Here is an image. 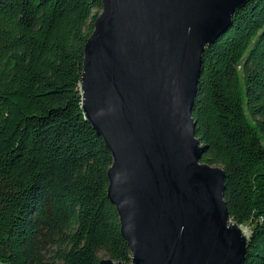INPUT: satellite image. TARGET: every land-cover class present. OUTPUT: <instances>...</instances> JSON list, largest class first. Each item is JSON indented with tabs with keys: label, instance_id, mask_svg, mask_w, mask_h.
<instances>
[{
	"label": "trees",
	"instance_id": "1",
	"mask_svg": "<svg viewBox=\"0 0 264 264\" xmlns=\"http://www.w3.org/2000/svg\"><path fill=\"white\" fill-rule=\"evenodd\" d=\"M100 8L0 0V264L130 260L106 196L110 152L77 86ZM191 116L200 160L221 166L228 214L250 231L243 264H264V0L204 46Z\"/></svg>",
	"mask_w": 264,
	"mask_h": 264
},
{
	"label": "water",
	"instance_id": "2",
	"mask_svg": "<svg viewBox=\"0 0 264 264\" xmlns=\"http://www.w3.org/2000/svg\"><path fill=\"white\" fill-rule=\"evenodd\" d=\"M247 1L100 0L77 86L130 260L96 264H243L250 231L228 214L221 166L200 160L191 107L204 46Z\"/></svg>",
	"mask_w": 264,
	"mask_h": 264
},
{
	"label": "rangeland",
	"instance_id": "3",
	"mask_svg": "<svg viewBox=\"0 0 264 264\" xmlns=\"http://www.w3.org/2000/svg\"><path fill=\"white\" fill-rule=\"evenodd\" d=\"M247 228V227H246ZM101 254V251H98V255H100Z\"/></svg>",
	"mask_w": 264,
	"mask_h": 264
}]
</instances>
